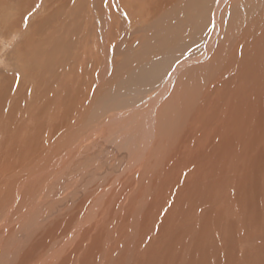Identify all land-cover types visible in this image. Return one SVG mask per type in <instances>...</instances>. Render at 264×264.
Returning a JSON list of instances; mask_svg holds the SVG:
<instances>
[{
    "label": "rangeland",
    "instance_id": "obj_1",
    "mask_svg": "<svg viewBox=\"0 0 264 264\" xmlns=\"http://www.w3.org/2000/svg\"><path fill=\"white\" fill-rule=\"evenodd\" d=\"M5 1L0 264H264V18L210 0L139 71L192 0Z\"/></svg>",
    "mask_w": 264,
    "mask_h": 264
},
{
    "label": "bare ground",
    "instance_id": "obj_2",
    "mask_svg": "<svg viewBox=\"0 0 264 264\" xmlns=\"http://www.w3.org/2000/svg\"><path fill=\"white\" fill-rule=\"evenodd\" d=\"M8 1V0H6ZM5 1V2H6ZM45 1V0H44ZM146 1V0H145ZM227 0H218L217 2V5H216V8H215V11L219 14L221 8L223 7V5L226 3ZM244 3H240L241 6H243V12L247 13V15L249 16H252L254 15L255 13H257V17L255 16L253 18V23L255 25H260L261 23V20L264 18V0H243ZM73 2V1H72ZM148 2V1H147ZM152 2V1H151ZM156 2V1H155ZM154 2V3H155ZM161 2V0L159 1ZM163 2V1H162ZM209 2H211L210 0H192V6H185L184 7V10L182 12H178V13H174L172 17H170V22L168 23H164V30L163 32H160L159 30H157L156 32H159L157 33V39L155 40L153 46H151V44L146 48V51H145V54L141 55L140 52L138 53V55L136 56L137 58L136 59H132L130 62H131V65L133 67H136V69H139V71L141 70V67L144 66V63L145 62V59L149 57L150 53H153V52H156L158 51L159 53H167V52H170L172 49L175 48V45H177V42L179 41V39L183 36V35H188L190 33V31L192 30L193 28V22L196 21V19L198 20V15L195 16L193 13H192V10L194 8L195 12H198L200 13V8L202 9H205L206 6H208ZM9 3V2H8ZM157 3V2H156ZM155 3V4H156ZM49 4V3H48ZM154 4V5H155ZM162 4H165L162 3ZM148 5V4H147ZM151 5V4H150ZM200 6V7H197V6ZM203 5V6H202ZM147 7V6H146ZM149 7V5H148ZM26 8V7H25ZM152 8H155L152 6ZM142 9V7H141ZM17 10V8H16ZM158 10V9H157ZM3 11V10H2ZM144 11V10H143ZM12 12V11H11ZM10 12V13H11ZM14 12V11H13ZM202 12V11H201ZM149 13V11L147 12ZM2 14V13H1ZM7 14V13H6ZM141 14V13H139ZM146 14V13H145ZM150 14V13H149ZM19 17V18H18ZM23 16L22 15H9L6 16V18H8V22L10 23L11 28L14 32H18L20 31L22 28V24L17 20L18 19H21ZM206 17V16H205ZM3 19V17H1L0 15V19ZM149 18V17H148ZM256 18V19H255ZM258 18V19H257ZM25 19V18H24ZM217 19V18H216ZM12 20V21H11ZM215 21V20H213ZM1 22V21H0ZM7 22V23H8ZM25 22V21H24ZM29 22V21H28ZM184 23L183 25L181 23ZM8 23V24H9ZM216 23V22H215ZM45 24V23H44ZM169 24H171L169 26ZM224 24V23H223ZM1 25H2V22H1ZM188 25L190 26V28L188 27ZM32 26V25H31ZM45 26V25H44ZM219 27V24L217 22V26H216V29ZM19 29V30H18ZM34 29H35V26H34ZM54 29V28H53ZM67 29V28H66ZM161 29V28H160ZM214 29V28H213ZM212 29V30H213ZM12 31V32H13ZM32 31V30H31ZM154 31V30H153ZM21 32V31H20ZM215 32V31H214ZM213 32V33H214ZM224 32V30H223ZM34 33V32H33ZM32 33V34H33ZM155 34V33H154ZM191 35V34H190ZM31 36V35H30ZM214 36V34H213ZM215 38V37H214ZM213 38V39H214ZM86 40V39H85ZM231 40V39H230ZM215 41V40H214ZM226 41V40H225ZM237 41V40H236ZM218 42V41H217ZM210 43V41H209ZM216 43V42H214ZM207 44V43H206ZM238 44V42H237ZM211 45V44H210ZM240 46V45H239ZM67 47V46H66ZM216 48V47H215ZM214 48V49H215ZM151 49H155V50H152L151 52ZM217 49V48H216ZM15 50V49H14ZM44 51V50H43ZM172 52V51H171ZM174 53V52H173ZM1 55V54H0ZM47 55V54H46ZM160 56V55H159ZM168 56V55H167ZM179 56V55H178ZM41 57V56H40ZM46 57V56H45ZM42 58V57H41ZM51 59V57H50ZM163 59V58H162ZM241 60V59H240ZM37 61V60H36ZM63 61V60H62ZM147 62H150V59L147 60ZM45 63V62H44ZM55 63V62H54ZM63 63V62H62ZM162 63V62H161ZM171 63V62H170ZM169 63V64H170ZM178 63V62H177ZM12 64V63H11ZM163 64V63H162ZM59 66V65H58ZM83 66V65H82ZM130 66V67H132ZM175 66V65H174ZM52 67V66H51ZM163 67V66H162ZM169 67V66H168ZM46 68V66L44 67ZM54 68V67H53ZM61 68V67H60ZM176 68L179 69V68H182V65L180 63H178L176 65ZM62 69V68H61ZM169 69V68H168ZM55 70V69H54ZM65 70V69H64ZM165 70V69H164ZM161 71V70H160ZM17 72V71H16ZM158 72V71H157ZM159 73V72H158ZM78 81V80H77ZM6 85V84H3V86ZM36 85V84H35ZM32 87V86H31ZM163 87V86H162ZM7 88V87H6ZM164 88V87H163ZM170 88V87H168ZM5 89V88H4ZM3 90V89H2ZM58 90V89H57ZM63 90V89H62ZM162 91L165 90V89H161ZM6 92V91H5ZM66 92V91H65ZM1 94L2 91L0 92ZM4 96V95H3ZM160 96V95H159ZM11 97H9L10 99ZM163 98V97H162ZM8 99V98H7ZM7 99H6V95L2 98V96H0V108H2L4 106V104L6 103L7 104ZM159 99V98H158ZM156 100V99H155ZM158 102V101H157ZM11 104V103H9ZM7 106V105H6ZM10 106V105H9ZM156 106V105H155ZM58 107V106H57ZM62 107V106H61ZM59 108V107H58ZM63 108V107H62ZM154 109V108H153ZM64 110V109H63ZM62 110V111H63ZM67 110V109H66ZM65 111V110H64ZM67 114V112H65ZM4 118V117H3ZM6 120V119H5ZM1 121H3V119L1 118ZM83 122V121H82ZM14 124V123H13ZM55 132V131H54ZM80 143V142H79ZM5 180V179H4ZM2 181V180H1ZM3 183V182H2ZM8 186V185H7ZM1 196V195H0ZM246 196V195H245ZM240 200V199H239ZM11 201V200H10ZM12 239V238H11ZM73 239V238H72ZM9 245V244H8ZM3 247V246H2ZM13 250V249H12ZM48 253V252H47ZM45 261V260H44Z\"/></svg>",
    "mask_w": 264,
    "mask_h": 264
}]
</instances>
